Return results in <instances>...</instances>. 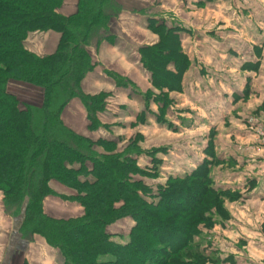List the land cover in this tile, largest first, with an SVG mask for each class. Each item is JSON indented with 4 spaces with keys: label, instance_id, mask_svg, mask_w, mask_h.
<instances>
[{
    "label": "trees",
    "instance_id": "obj_1",
    "mask_svg": "<svg viewBox=\"0 0 264 264\" xmlns=\"http://www.w3.org/2000/svg\"><path fill=\"white\" fill-rule=\"evenodd\" d=\"M68 1L0 0V191L5 211L21 218L23 239L42 237L61 253L63 264L219 263L221 249L216 237L208 236L220 219L229 218L226 201L241 194L234 186L216 187L212 172L222 158L212 138L206 157L192 171L168 175L153 186L144 179L160 178L163 161L156 157L158 148L139 145L141 134L121 150L113 140H93L65 123L67 106L79 99L89 128L101 125L99 114L113 94H89L81 84L96 66L94 45L112 37L122 10L120 0H73L74 9L64 13ZM148 25L159 41L139 49L153 83L145 97L166 106L168 91L181 89L189 65L178 35L182 28L154 19ZM48 32L59 34L54 51L38 54L27 48L32 34ZM114 77L118 84L126 81ZM145 153L151 162L141 166L138 156ZM52 180L74 191L60 196L82 206V215L57 218L45 212V198L59 195ZM124 219L133 222L128 233L113 232V225Z\"/></svg>",
    "mask_w": 264,
    "mask_h": 264
},
{
    "label": "crops",
    "instance_id": "obj_2",
    "mask_svg": "<svg viewBox=\"0 0 264 264\" xmlns=\"http://www.w3.org/2000/svg\"><path fill=\"white\" fill-rule=\"evenodd\" d=\"M120 3L122 10L112 37L94 45L96 66L81 84L89 94H113L99 114L101 125L89 128L87 111L79 99L67 106L65 123L93 140H113L121 150L141 134L144 139L139 145L145 150L158 148L156 157L163 161L161 169L167 175L192 171L206 157L212 138L215 153L222 158L212 172L216 181L230 186L239 184L241 176L248 181L246 193L241 190L239 199L226 201L229 218L220 219L213 228L215 246L225 255L215 264H264V192L257 191L264 186V148L247 123L250 116L264 110V0ZM152 19L182 28L178 35L189 61L181 89L168 91L166 106L145 97L153 83L139 49L159 41L148 25ZM43 34L51 37L49 50H54L59 34ZM169 68L176 72L173 65ZM115 75L126 81L118 84ZM138 162L148 166L151 157L141 154ZM50 186L59 195L45 198L48 215H82V206L60 196H70L73 190L56 180ZM124 220L132 226L130 219ZM20 223V217L5 211L0 191V264H63L61 253L42 237L23 239L18 233ZM120 224L113 225L115 232L121 233Z\"/></svg>",
    "mask_w": 264,
    "mask_h": 264
},
{
    "label": "rangeland",
    "instance_id": "obj_3",
    "mask_svg": "<svg viewBox=\"0 0 264 264\" xmlns=\"http://www.w3.org/2000/svg\"><path fill=\"white\" fill-rule=\"evenodd\" d=\"M155 2H156V0H155ZM74 6H75V4H74L73 0H69L62 7L61 11L64 12V13H68V12H70V11H72L74 9ZM55 34H58V33H55ZM48 38H50V39H48ZM49 40H51V37H49V35H44L43 33H34L28 38V40L26 42V46L31 51H34L36 53H38L37 51L44 52V53H50L51 51H54L55 49L54 50H49V47L51 46ZM143 139H144V137H143ZM161 175H162L161 177L163 178L161 183H163L166 180V176H168L167 175V170L166 169H161ZM212 177L216 181V175L213 174ZM144 180H145V182L147 184L153 185V186H156V184L160 183V181H158L157 179L150 181L149 179L146 178ZM215 183H216V187H218V188H225V187L230 186L228 184H220L219 181H216ZM231 186H237V190L240 191V194H241V190H242V193H246L245 189L248 186V181H246V179H244V177L241 176L240 179H239V184L236 183L235 185H231ZM257 191L259 192V194H262V192H264V186H261ZM63 199H65V198H63ZM66 200H69V199H66ZM70 201H74V200H70ZM64 215H69V214H64ZM128 225H129V223H127L125 220L121 221V224H120V227H119V231H121V234H127L128 233V231L130 230V227ZM112 231L115 232V231H118V230H117V228H112ZM214 232L215 231H213L212 234H209V236H208L209 240L210 239H214V236H215ZM216 248H218V247H216ZM221 256L225 257L224 254L221 255ZM241 262H242V260H241Z\"/></svg>",
    "mask_w": 264,
    "mask_h": 264
},
{
    "label": "built area",
    "instance_id": "obj_4",
    "mask_svg": "<svg viewBox=\"0 0 264 264\" xmlns=\"http://www.w3.org/2000/svg\"><path fill=\"white\" fill-rule=\"evenodd\" d=\"M247 123L256 141L264 148V110L259 115L250 116Z\"/></svg>",
    "mask_w": 264,
    "mask_h": 264
}]
</instances>
